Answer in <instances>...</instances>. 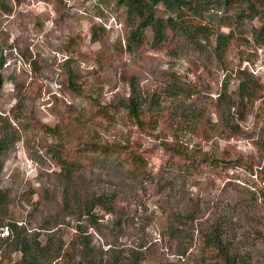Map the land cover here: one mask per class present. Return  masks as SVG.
Returning a JSON list of instances; mask_svg holds the SVG:
<instances>
[{
  "label": "rangeland",
  "instance_id": "rangeland-1",
  "mask_svg": "<svg viewBox=\"0 0 264 264\" xmlns=\"http://www.w3.org/2000/svg\"><path fill=\"white\" fill-rule=\"evenodd\" d=\"M100 5L0 0V229L22 227L33 264H226L214 229L229 264H264V92L241 121L230 95L243 75L222 74L247 42L223 61L204 41L158 45L148 30L130 52L122 11ZM238 12L214 33L256 40L262 20ZM132 84L141 126L123 106ZM99 197L112 205L85 215ZM13 239L0 232V264L22 261Z\"/></svg>",
  "mask_w": 264,
  "mask_h": 264
},
{
  "label": "trees",
  "instance_id": "trees-1",
  "mask_svg": "<svg viewBox=\"0 0 264 264\" xmlns=\"http://www.w3.org/2000/svg\"><path fill=\"white\" fill-rule=\"evenodd\" d=\"M100 4L110 11L116 13L122 11L124 29L128 30L126 47L128 51H133V48L143 46L146 42V34L148 30L154 33V41L156 44H163L170 39L180 38L183 44H190L192 46L197 45L200 41H204L206 44L212 47L213 52L219 60H223L231 53V46L238 41H248L244 37V33H240L238 36L241 39L236 40V34L230 31L227 35L223 33H214L215 26H223L233 21L232 16L229 15L231 9L239 10L235 15V21L240 24H244L245 21L253 20L256 17H260L262 25L258 28L256 33V42L264 44V0H99ZM100 5V7H101ZM164 5L166 10L172 11L170 15L159 16L158 8ZM219 9H224L225 13L221 15L217 14ZM215 10L216 13H213ZM221 12V11H220ZM206 13L210 14L208 17L210 21H207ZM188 16H195L200 23L195 27H187L179 23V19ZM206 21L208 23H206ZM215 21L217 23H215ZM98 28H93V34L98 38ZM213 35L215 36L214 42L212 41ZM122 47V43L118 42ZM246 44V45H247ZM242 51H238L233 59H227L226 67L231 66L232 60L241 59ZM2 60H0V66ZM243 80L239 83L238 89L234 91L232 97H230V103L233 107H238L237 114L238 119L246 121L248 117V110L250 105H254L258 94L264 92V85L261 81L254 76L242 73ZM228 84V82H227ZM133 85L132 96L128 99L127 104L123 106L128 109L130 116L135 120L138 126L142 125V119L140 118L141 106L138 100L135 84ZM236 96V97H235ZM233 98V99H232ZM237 98V99H236ZM233 135L241 134L240 126L235 123L232 125ZM3 141H0V151L2 150ZM94 146V145H93ZM97 147V146H96ZM104 150H107L106 148ZM172 151H175L172 149ZM180 156H185L181 150L175 151ZM60 159V157H59ZM61 165L67 168L68 161L60 160ZM137 161V158L133 162ZM95 202H97L95 204ZM113 199L108 197H99L90 205H85V215H91L93 217V211L96 206L102 208H108L112 205ZM3 207V206H1ZM4 211V209H3ZM1 221H3L1 219ZM3 224V223H0ZM8 228L9 239H13L16 245L21 246L18 250L23 253V259L19 264L32 263L33 260V247L26 241L22 235L23 229L19 227L16 222L9 223ZM207 243L210 247H215L218 250L217 256L223 257L226 264L231 263L229 254L225 251L224 246L218 236L217 229L211 231ZM108 264H120L118 262H111ZM129 264H138L137 261H132Z\"/></svg>",
  "mask_w": 264,
  "mask_h": 264
},
{
  "label": "built area",
  "instance_id": "built-area-1",
  "mask_svg": "<svg viewBox=\"0 0 264 264\" xmlns=\"http://www.w3.org/2000/svg\"><path fill=\"white\" fill-rule=\"evenodd\" d=\"M213 13H216L215 10H212ZM217 14L221 15L222 12ZM242 73H247L255 78L259 79L264 85V44H259L254 39L248 38L247 48L244 50L241 59L233 60L230 67L222 70L223 81L229 80L230 85H233L238 75ZM0 232L3 236H9L8 228H1Z\"/></svg>",
  "mask_w": 264,
  "mask_h": 264
}]
</instances>
